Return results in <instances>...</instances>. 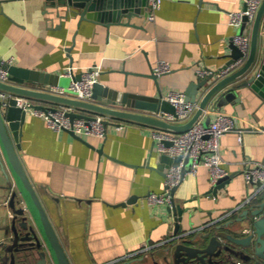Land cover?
I'll return each instance as SVG.
<instances>
[{
	"label": "crops",
	"instance_id": "obj_1",
	"mask_svg": "<svg viewBox=\"0 0 264 264\" xmlns=\"http://www.w3.org/2000/svg\"><path fill=\"white\" fill-rule=\"evenodd\" d=\"M245 6L244 0H163L155 21L142 15L106 27L90 20L79 23L75 14L63 17V10L59 16L46 0H0V65L5 61L56 74L63 89L73 76L94 68L106 87L153 95L157 85L150 76L157 62L166 60L173 69L158 77L161 91L164 96L186 94L202 79L197 70L230 64L235 34L251 36L253 23L229 24V14ZM138 8L147 14L144 1ZM33 101L50 109L61 106ZM219 112L236 118L241 128L264 126V98L249 87L237 89L225 106L209 108L199 121L208 126ZM108 120L105 138L80 136L84 141L52 130L32 114L22 126L19 157L71 264H163L169 239L225 221L219 219L255 190L243 171L249 160L264 163V133L248 130L240 141L237 132H229L221 141L228 183L215 195L208 167L187 176L175 196L185 210L176 235V215L168 205L147 199L150 193H164L168 172L152 135L156 127ZM5 184L0 166V238L12 214ZM260 195L264 191L255 197ZM148 246L153 248L147 256L131 255ZM0 264L6 263L0 258Z\"/></svg>",
	"mask_w": 264,
	"mask_h": 264
},
{
	"label": "water",
	"instance_id": "obj_2",
	"mask_svg": "<svg viewBox=\"0 0 264 264\" xmlns=\"http://www.w3.org/2000/svg\"><path fill=\"white\" fill-rule=\"evenodd\" d=\"M143 1L148 6V0H46V3L57 9L59 16L63 10V17L78 15L79 23L90 20L110 27L111 24L121 23L123 18L131 20L134 16L142 15L148 18V12L146 14L138 8ZM263 18L264 0L253 22L250 53L246 63L220 80L209 76L190 84L185 94L186 102L198 103L199 106L192 118L180 124L168 123L145 114L146 111H165L176 115L175 107L165 98L158 85V76L154 73L150 77L156 82L157 94L122 92L96 82L92 100L82 101L46 90L47 87L60 86V77L56 74L3 64L2 67L9 73L10 82H0V90L12 93L13 98L7 107H0V166L6 178V184L2 188L9 194L8 206L12 214L5 234L0 238L1 260L6 264H71L18 154L22 126L28 113L17 106L15 96L73 107L75 111L68 112L71 120H89L103 115L107 117L106 125L111 123L108 120L111 117L184 133L209 108L219 109L225 106L237 89L249 87L264 98V36L261 34ZM244 21L245 24L248 23V18L245 17ZM230 49L231 62L241 57V51L232 41ZM80 78L81 76H73V80ZM239 79L242 82L232 86ZM34 107L45 109L36 104ZM67 132L84 141L74 132ZM181 159V156L172 158L162 155V162L168 165V169L171 165H178ZM188 162L189 158L185 160V164ZM229 178L221 179L211 192L217 195ZM180 186L172 190V204L168 206L176 215V235L182 229L180 222L185 211L175 199ZM168 244L164 250L163 264H264V195L255 197L225 221L182 235Z\"/></svg>",
	"mask_w": 264,
	"mask_h": 264
},
{
	"label": "built area",
	"instance_id": "obj_3",
	"mask_svg": "<svg viewBox=\"0 0 264 264\" xmlns=\"http://www.w3.org/2000/svg\"><path fill=\"white\" fill-rule=\"evenodd\" d=\"M246 6L243 10L231 12L229 14V24L233 27L240 28L244 23L245 17L248 18V23H253L256 14L263 0H244ZM163 0H148V19L155 21L157 12L162 6ZM241 51L242 55L224 68L214 70H197L200 78L212 76L214 79L220 80L232 74L237 69L241 68L247 61L251 47V36L248 33H237L231 40ZM5 61L2 62V65ZM172 65L166 60H159L153 69V73L158 77L172 71ZM71 75V73H69ZM100 72L98 69L91 68L85 70L81 74L79 80H73L68 89L59 87H50L49 92L66 96L68 93L74 95L78 100L91 101L93 88L96 82L99 81ZM0 82L8 83L9 73L0 65ZM13 98L12 93L0 90V107L8 106L9 101ZM17 106L28 114L42 118L47 126L54 131H72L79 136H96L105 138L107 128L105 121L107 117L97 115L94 119L75 118L71 120L68 112L75 111L73 107L64 105L58 108L38 109L34 107L32 99L15 96ZM165 98L173 104L176 109V115L165 111H146L145 114L154 118L166 121L172 124L187 122L195 110L198 108V103L186 102V95L180 91H171ZM248 130H255L264 133V126L255 128H241L238 120L233 116L219 112L210 125L205 126L201 121L196 122L188 131L184 133H175L171 130L155 128L153 130V138L156 142L158 153L169 155L172 158L181 156L182 159L178 165H171L168 169L165 180V191L162 194L150 193L147 196L149 202L154 204H172V190L181 185L187 176L196 174L201 166H206L210 170L211 180L213 185H217L221 179L229 176L228 170L225 168V162L222 157L221 141L222 137L229 132H237L239 140H242V134ZM189 158V162L185 164V160ZM244 178L247 184L254 185L255 190L251 196L239 205L235 210L224 214L219 220H224L230 217L235 211L242 209L249 204L252 199L264 191V163L249 160L245 163ZM23 205L26 207L25 202ZM178 236L169 239L174 241ZM162 245V244H161ZM152 246H148L131 255L143 254L147 256Z\"/></svg>",
	"mask_w": 264,
	"mask_h": 264
},
{
	"label": "trees",
	"instance_id": "obj_4",
	"mask_svg": "<svg viewBox=\"0 0 264 264\" xmlns=\"http://www.w3.org/2000/svg\"><path fill=\"white\" fill-rule=\"evenodd\" d=\"M33 101V100H32ZM34 102V101H33Z\"/></svg>",
	"mask_w": 264,
	"mask_h": 264
}]
</instances>
